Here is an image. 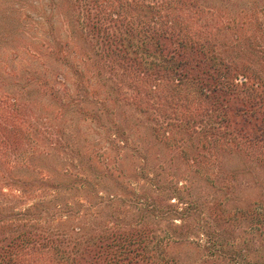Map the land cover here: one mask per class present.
Returning <instances> with one entry per match:
<instances>
[{
	"label": "trees",
	"instance_id": "obj_1",
	"mask_svg": "<svg viewBox=\"0 0 264 264\" xmlns=\"http://www.w3.org/2000/svg\"><path fill=\"white\" fill-rule=\"evenodd\" d=\"M58 8L0 76V264H264V0Z\"/></svg>",
	"mask_w": 264,
	"mask_h": 264
},
{
	"label": "rangeland",
	"instance_id": "obj_2",
	"mask_svg": "<svg viewBox=\"0 0 264 264\" xmlns=\"http://www.w3.org/2000/svg\"><path fill=\"white\" fill-rule=\"evenodd\" d=\"M202 1H203L204 6L214 7L216 4V0H202ZM61 2L62 0H0V76L3 73V70H2L3 68H6L7 74H11V72L17 67V64L20 62L18 63L16 62L18 61L19 58L23 57L22 55L23 53L18 54V50L19 49L22 50L23 47L25 46H27L28 48L30 46L32 47L36 41V40L35 41L33 40V37H32L33 35L36 34L37 38H39L40 40H44V38L46 37L45 33L47 32V28L49 24L51 23L48 20L51 14H53L54 16V19L52 20L54 31L56 33H58L57 31H60L59 30L61 28L60 22H59L60 19H58V15L56 12L59 11L58 4ZM19 65L22 68V69L19 68L21 71L23 70V67L26 66L24 63L22 64L20 63ZM36 166H38V164ZM228 166L229 165H227V167ZM22 174H26V173H22ZM242 176H244L243 177L244 179L242 180H245V181L250 180V177H248L247 175H242ZM22 178L25 179L26 175H22ZM26 179H29V178H26ZM183 180L184 179H180L181 183L178 184L179 188L183 186L184 184ZM256 182L257 183L251 187V190H250L251 194H246V196L248 197L247 199H250L253 202L256 201L257 203L255 204L260 206V204L264 203V177L263 175H259ZM163 188H161L162 192L158 194L159 197H163L167 193V190L164 191ZM143 190H144L143 188L136 190L137 192L134 193V195L137 196V193L138 192L140 193ZM3 192L7 193L8 190H3ZM128 192L129 191L127 189L125 190L118 189L115 191L116 195H119L122 198H124L125 203L119 205L118 204L119 202L117 201L116 204H113L112 208L109 209L110 212L111 210H116L118 212L119 210H121V208L126 207L127 205H130L132 203L133 200L130 199V197H128L129 195ZM146 193H149V192L146 191ZM12 194L17 196L18 195L17 190L12 192ZM129 196H132V194ZM52 197L55 199L59 198L60 201L64 202V197L61 194L57 196L53 195ZM49 198L42 199V197H40V204L44 205L45 207L42 208L40 205H38L39 207H36L33 211L37 213L39 212L38 210L41 211L45 208H50L48 207L50 206L49 204H46V205L44 204V202H46L45 200H49ZM67 200H68V203L72 201L69 199ZM91 201L96 204L94 200H91ZM30 202H33V199H29L25 203L28 204ZM175 203L176 202L174 201V204ZM177 206H180V205H177ZM128 209L129 207L125 210H128ZM56 211H63V208L61 207L57 209ZM158 230H162V228H158ZM185 249L186 248L183 247V253L186 254L185 256H188L189 258L191 255H193L192 249H187V252L190 255L185 252ZM190 259H192V257ZM188 260L189 259H187V261ZM185 263L186 262H183V264ZM186 264H189V262H187Z\"/></svg>",
	"mask_w": 264,
	"mask_h": 264
}]
</instances>
